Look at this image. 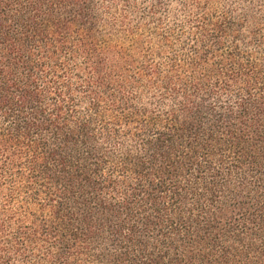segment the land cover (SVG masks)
Wrapping results in <instances>:
<instances>
[{
    "label": "trees",
    "instance_id": "1",
    "mask_svg": "<svg viewBox=\"0 0 264 264\" xmlns=\"http://www.w3.org/2000/svg\"><path fill=\"white\" fill-rule=\"evenodd\" d=\"M0 264H264V0H0Z\"/></svg>",
    "mask_w": 264,
    "mask_h": 264
}]
</instances>
